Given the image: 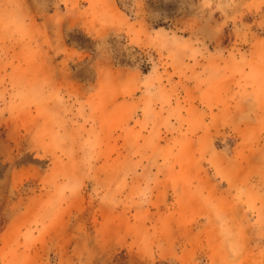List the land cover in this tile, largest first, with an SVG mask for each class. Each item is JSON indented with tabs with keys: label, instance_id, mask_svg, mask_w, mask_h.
<instances>
[{
	"label": "rangeland",
	"instance_id": "374dc122",
	"mask_svg": "<svg viewBox=\"0 0 264 264\" xmlns=\"http://www.w3.org/2000/svg\"><path fill=\"white\" fill-rule=\"evenodd\" d=\"M0 264H264V0H0Z\"/></svg>",
	"mask_w": 264,
	"mask_h": 264
}]
</instances>
